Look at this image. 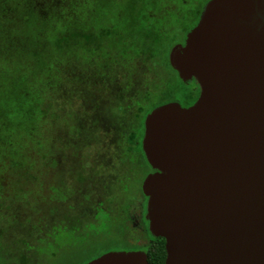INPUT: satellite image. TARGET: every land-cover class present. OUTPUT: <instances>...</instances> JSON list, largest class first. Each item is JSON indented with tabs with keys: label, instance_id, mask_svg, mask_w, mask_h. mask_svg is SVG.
I'll list each match as a JSON object with an SVG mask.
<instances>
[{
	"label": "water",
	"instance_id": "water-1",
	"mask_svg": "<svg viewBox=\"0 0 264 264\" xmlns=\"http://www.w3.org/2000/svg\"><path fill=\"white\" fill-rule=\"evenodd\" d=\"M190 107L167 102L144 118L154 170L141 190L163 264H264V0H208L168 53ZM85 264H148L142 251H108Z\"/></svg>",
	"mask_w": 264,
	"mask_h": 264
},
{
	"label": "trees",
	"instance_id": "trees-1",
	"mask_svg": "<svg viewBox=\"0 0 264 264\" xmlns=\"http://www.w3.org/2000/svg\"><path fill=\"white\" fill-rule=\"evenodd\" d=\"M109 1L118 5L130 0ZM93 2L0 0L1 28L17 25L40 28L35 38L40 45V62L44 67L41 89L33 87L31 91L18 95L25 103L22 115L9 117L15 131L5 133V142L14 143L12 147L6 143V148H0V208L12 199H27L26 181L12 175H29L28 170L36 166L33 154L44 149L42 141L49 143V149L54 151V163H62V156L67 157L71 172L77 178L84 168L81 162L83 150L91 144L97 143L99 151L105 152L104 162L100 158L98 165L109 167V147L114 143L112 132L124 141L126 155L138 161L136 165L128 163L120 168L123 175L121 185L129 176L137 175L141 162H146L141 145L144 118L153 108L171 100L166 89L168 82L175 79V72L168 62L172 47H168V34L178 32L181 24L172 15L168 20L155 24L156 16L151 8L140 11V17L148 22L146 24L132 19L121 20L118 15H104L99 22H92L87 17H80L81 14H74L76 10L82 12L84 9L91 13ZM161 2L168 6L165 9L177 5L171 0H160L159 4ZM71 9H74L73 13ZM17 10L23 13L22 18H16ZM31 16H34L35 24ZM55 16L59 21L74 18L75 23L70 24L65 32L55 29L47 40H41L45 38L42 28L50 26L52 30L50 21ZM176 24L180 25L178 31L175 30ZM51 44L60 51L58 56L48 51ZM160 69L167 77L163 86L160 85L161 80L153 81ZM13 97L16 98L15 95ZM43 120H49L50 125L46 128L47 134L41 136L39 125ZM123 121L127 124L126 133L122 132ZM102 136L106 137L105 143ZM93 175L97 178V174ZM95 182L100 186L105 183L102 179ZM10 215L5 212L1 215L0 212V220ZM8 250L11 251L10 246L0 243V264H7L11 259ZM15 250L20 263L26 264L28 258L25 253L33 248L28 240L17 238ZM163 260L162 250L161 264Z\"/></svg>",
	"mask_w": 264,
	"mask_h": 264
},
{
	"label": "rangeland",
	"instance_id": "rangeland-1",
	"mask_svg": "<svg viewBox=\"0 0 264 264\" xmlns=\"http://www.w3.org/2000/svg\"><path fill=\"white\" fill-rule=\"evenodd\" d=\"M159 1L130 0V5L129 2L117 5L109 0H94L91 13L84 9L82 12L76 10L74 14H81L80 17H87L92 22H99L104 15H118L121 20L132 19L134 22L146 24L148 22L146 18L140 17V11L151 8L156 16L153 21L155 24L172 16L181 24L180 29V25L176 24L175 30L179 29L178 32L168 34V47H171L182 42L187 31L196 24L202 6L208 0H171L174 5L177 3L172 9H165L168 6H164L162 2L159 4ZM70 11L73 13L74 9ZM15 14L16 18H22L23 13L20 10L15 11ZM31 17L34 22V16ZM54 18L56 16L50 21L52 30L50 26L42 28L45 38L41 40H47L55 29L65 32L70 24L75 23L74 18H67L65 21ZM39 29L36 25L0 27V148H6V143L9 147L13 146L14 142H5V133L15 131L9 117L14 114L20 117L25 107L18 95L31 91L33 87L41 89L44 67L40 62V45L35 38L40 33ZM168 47L166 50H169ZM48 51L54 53V56H58L60 52L53 44L49 46ZM157 72L158 76L153 77V81L161 80L160 85L163 86L167 80L165 72L162 69ZM166 90L170 99L181 98L185 91L177 79L169 81ZM9 94L10 97L7 96ZM122 124V132L126 133L127 124L125 121ZM49 125V120L40 123L41 136L47 134L46 128ZM111 137L114 138V143L109 147L111 158L108 168L98 165L105 152H100V147L94 143L83 150L81 162L84 168L80 178H77L71 172L67 157L62 156V163H54V151L49 149V143L42 141L44 149L33 154L36 166L28 170L29 175L20 176L19 173H13V178L26 181L28 190L25 201L12 199L0 208L1 215L4 212L11 214L10 217L4 216L2 221L0 220V243L11 248V251L8 250L11 259L7 264H22L15 250L17 238L28 240L33 248L25 253L28 258L26 264H78L108 250L119 248V244L124 241L137 238L136 233L126 232L123 215L128 201L124 202L125 183L121 185L123 175L121 176L120 168L128 163L136 165L138 161L131 155H126L122 138L119 139L113 132ZM102 138L105 143L106 137ZM145 172L146 170L142 176ZM93 174H97V178ZM93 179L104 180L105 186H100ZM138 180L130 184L134 188L133 192L137 189ZM133 192L126 197L131 196ZM121 204L123 206H116V212L110 218L101 209V206L108 208Z\"/></svg>",
	"mask_w": 264,
	"mask_h": 264
},
{
	"label": "flooded vegetation",
	"instance_id": "flooded-vegetation-1",
	"mask_svg": "<svg viewBox=\"0 0 264 264\" xmlns=\"http://www.w3.org/2000/svg\"><path fill=\"white\" fill-rule=\"evenodd\" d=\"M201 12V11H200ZM200 15V13H199ZM199 19V16H198ZM198 21V20H197ZM197 23V22H196ZM194 27V26H193ZM188 32V31H187ZM186 36V34H185ZM185 36L180 43L176 44H183L185 40ZM175 45V44H174ZM174 71V70H173ZM175 79L179 80L181 82L182 86L184 87L185 91L181 98L179 99H171L168 102H177L182 107H190L193 105L199 95H200V87L196 80H191L188 82H183L181 79H179L178 74L176 71ZM167 103V102H166ZM141 170L137 175L129 176L125 180V190H124V202L128 201V207L126 211L124 212L123 219L126 222V232H133L136 233L137 238L132 241H124L120 243L119 248H114L108 251H142L147 256L148 264H161V256H162V250L164 252V259H165V242L162 243L161 237H155L153 236L149 231V222L146 219V213H147V197L143 194L141 190L142 181L145 178V176L149 173L154 172V170L148 165L147 161L144 163L143 161ZM146 170L144 175L142 176L143 171ZM139 179V180H138ZM138 180L137 189L133 192V187L130 186L133 181ZM133 192L131 196L126 197L129 193ZM123 202V204H124ZM101 204V203H100ZM121 205H112L108 208H103L101 206V209L106 212L107 216L110 218L115 212H116V206L121 207ZM99 205V204H98ZM100 206V205H99ZM106 251V252H108ZM105 253V252H104ZM101 255V254H100ZM97 255L96 257H98ZM94 257V258H96ZM91 258L87 261H83L78 264H85L86 262L94 259ZM164 261V260H163ZM164 263V262H163Z\"/></svg>",
	"mask_w": 264,
	"mask_h": 264
}]
</instances>
